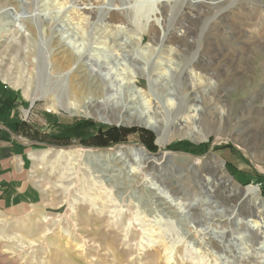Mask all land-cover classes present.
Returning <instances> with one entry per match:
<instances>
[{
    "label": "rangeland",
    "instance_id": "rangeland-1",
    "mask_svg": "<svg viewBox=\"0 0 264 264\" xmlns=\"http://www.w3.org/2000/svg\"><path fill=\"white\" fill-rule=\"evenodd\" d=\"M0 84L41 194L0 211V264H264V0H0ZM102 98L165 144L89 116ZM109 127L121 140L97 145ZM119 146L145 158L114 179L87 154Z\"/></svg>",
    "mask_w": 264,
    "mask_h": 264
},
{
    "label": "crops",
    "instance_id": "crops-1",
    "mask_svg": "<svg viewBox=\"0 0 264 264\" xmlns=\"http://www.w3.org/2000/svg\"><path fill=\"white\" fill-rule=\"evenodd\" d=\"M15 96L0 84V211L6 212L35 206L41 199L27 167L33 152L27 153V145L17 130L23 106Z\"/></svg>",
    "mask_w": 264,
    "mask_h": 264
},
{
    "label": "bare ground",
    "instance_id": "bare-ground-1",
    "mask_svg": "<svg viewBox=\"0 0 264 264\" xmlns=\"http://www.w3.org/2000/svg\"><path fill=\"white\" fill-rule=\"evenodd\" d=\"M112 74H113V72L110 69V71L108 72V76H110ZM90 76L93 77V75H90ZM158 79H156V80H158ZM98 83L99 84L97 86L99 88H101L102 90H105V92H107L110 89L109 86L103 85L104 83H102V82H98ZM95 84H96L95 80L92 79L91 81H89L87 79L86 85L88 88L91 86H95ZM103 86H105V88H103ZM129 90H130L129 94L134 92V91L132 92L131 89H129ZM45 96H46L45 94H42L39 97H35L33 99V102L36 101L37 99L44 98ZM173 100H174V98L168 99V101H170V102ZM143 103L146 107H148V108L150 107V103L148 101H146L145 99L143 100ZM104 104H105V100L103 98L102 99H96V100L91 99L89 104L86 105V107H85V109L87 110V114L91 117L96 118V119H101V118L106 119L111 124H113V123L129 124V123L133 122V123L138 124V125L148 126V127L157 131L158 142L160 144L164 143V141H162V140H164V136L162 133L163 130L161 128V125L159 123H157V121H155L151 116H149V115L145 116L143 113H141L138 117L135 118V120H131L128 116H126L124 114H120L118 117H114V116H111L106 111L101 110V107H103ZM70 113L76 114V111L74 109H71ZM88 152H89L87 154L88 156L101 159V161L103 162V168H109V166H108L109 162L114 163V165L111 166L112 167L111 172L113 174L112 176L114 179L116 177H121L122 171H124V170H122V168L120 166H118L119 162H124L129 167V170L133 171V170L137 169V167L140 168V164H141L142 160L145 158V156H144L145 150L142 147L137 148V147H130V146L129 147L128 146H126V147L125 146H119L117 148H110V149H104V150H99V151L89 150ZM149 162H150V160L148 159V163ZM156 167L157 166L154 163L148 164V169L151 170V172L148 171L147 180H148V183H150V185H151V189H154V191H156L153 193V195L158 197V198L164 197L166 201H168L170 198L172 199L171 202L177 201L174 197L173 192H172L173 190L169 191V190L164 189L165 187L162 186L161 179L158 176H156V173L154 174ZM117 169L121 170L120 173H118V174L116 173ZM157 169L159 170V168H157ZM126 177L128 178L129 176H126ZM177 199L179 200V198H177ZM176 205H178V207L181 206L179 202ZM235 215H236L235 219L238 220V223L243 224L242 225L243 228L247 227V226H244V222H243L244 220H243V217L240 214V212L239 211L236 212ZM245 223L248 226H250V231H248V233H251L252 232L251 225L248 223L247 220H245Z\"/></svg>",
    "mask_w": 264,
    "mask_h": 264
},
{
    "label": "trees",
    "instance_id": "trees-1",
    "mask_svg": "<svg viewBox=\"0 0 264 264\" xmlns=\"http://www.w3.org/2000/svg\"><path fill=\"white\" fill-rule=\"evenodd\" d=\"M101 130H104V132H102ZM144 134L148 140L146 142V144L149 147H153V144H152L153 143V135L147 131H144ZM94 137H95V139H97L95 142L97 145L105 146V145L110 144L111 142H117V141L121 140V138L123 136H122V134H119L118 129L109 127L107 129H100L99 133L97 135H95ZM202 146H204V145H202ZM202 146L197 147V150L200 149ZM190 149L195 150V148H190ZM229 164H231V162H229Z\"/></svg>",
    "mask_w": 264,
    "mask_h": 264
},
{
    "label": "water",
    "instance_id": "water-1",
    "mask_svg": "<svg viewBox=\"0 0 264 264\" xmlns=\"http://www.w3.org/2000/svg\"><path fill=\"white\" fill-rule=\"evenodd\" d=\"M132 91H133V90H132ZM146 159H147V158H146ZM151 159H152V158H151ZM159 167H160L161 174L164 175V179H165V180H168L169 178L165 175L166 172L163 171V169H164L163 165H162V166H159ZM160 171H159V172H160Z\"/></svg>",
    "mask_w": 264,
    "mask_h": 264
}]
</instances>
